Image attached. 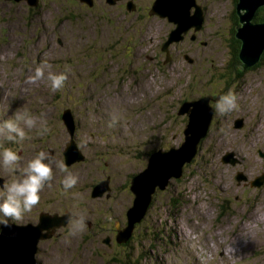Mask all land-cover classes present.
I'll return each instance as SVG.
<instances>
[{"label":"rangeland","instance_id":"374dc122","mask_svg":"<svg viewBox=\"0 0 264 264\" xmlns=\"http://www.w3.org/2000/svg\"><path fill=\"white\" fill-rule=\"evenodd\" d=\"M209 1L206 29L198 33L195 41L180 39L173 50L182 56L164 66L154 65L155 61L147 58L155 50L153 34L147 38L139 34L137 38L132 32L104 29L93 30L84 39L81 33H64L59 29L60 12L54 11L47 0L44 9L29 13L25 3H0V112L5 107L7 115L28 109L37 119V127L43 123L47 129L42 134H37L36 129L26 130L29 139L22 142L21 164L46 145L52 148L61 145L55 156L43 150L53 161H60L59 156L72 140L61 120L65 108L71 109L72 123L75 118L78 126L77 143L68 150L76 155L78 149L84 156L79 164L66 167L78 177L75 187L67 192L59 184L62 174L53 167V178L40 193V207L53 210L73 203L75 211L80 207L94 208L85 217L95 219L102 217L101 211L110 208L114 209L110 217L113 223L123 220L125 210L134 200L131 178L145 169L150 152L178 147L184 141L186 124L179 113L180 102L212 98L210 93L219 86L213 84L222 73L219 65L229 54L224 50L226 39L223 38L227 37L229 22L225 11L230 9V2ZM130 22L128 19L126 25ZM52 27L56 32L53 37ZM113 34L121 48L130 37L138 39L130 61L123 57L121 49L113 51L119 53L115 58L110 56L106 46L114 42ZM58 37L61 44L56 41ZM92 41L98 43L97 50L85 52L77 46ZM188 43L202 53L197 55L196 50H189ZM183 54L194 56L197 63H190ZM89 56L91 62L83 64L78 73L77 61L87 58L85 62H88ZM45 62L51 65L46 72L66 70L67 74L75 68L68 73L61 90L50 91L43 79L29 81L34 67ZM118 66L127 67V73L118 75ZM212 75H217L215 82L205 88L204 80ZM201 84L204 95L199 91ZM229 89L235 90L231 86ZM235 95L234 110L219 114L213 108L210 126L198 145V152L184 166L179 178L169 177L163 189L156 187L142 221L135 226L132 240L126 246L104 242L110 237V229L87 236L86 225L74 234L69 233V228L61 229L63 234L53 240L60 229L56 227L51 237L38 243L36 262L264 264V157L261 154L264 155V66L244 74L240 91ZM212 101L209 98V105ZM239 117L243 118V127L233 125ZM7 146L16 148L12 142H7ZM228 152L234 153L231 159L235 161L224 163L221 159ZM0 176L5 183L10 179L4 169H0ZM261 178L260 186L251 184ZM102 182L108 189H95L96 197L110 194L109 198L91 197L92 187ZM38 205L32 210H37ZM30 213L23 220L32 218ZM38 219L34 213L32 221L37 223Z\"/></svg>","mask_w":264,"mask_h":264},{"label":"flooded vegetation","instance_id":"af4514ba","mask_svg":"<svg viewBox=\"0 0 264 264\" xmlns=\"http://www.w3.org/2000/svg\"><path fill=\"white\" fill-rule=\"evenodd\" d=\"M156 0H47L48 4L51 5L55 10L59 11V16L61 17V23H59V29L64 33H81L83 34L82 37L85 39L86 36L92 34V31L95 30L102 32L104 29H115L117 32H124L129 33L132 32L134 37L138 38V35L142 37H146L149 34L155 35L156 43H155V50L152 53V56H147V58L151 61H155L154 65H165L169 61L174 60L176 57L180 56L178 52L174 51L173 48H177L178 44L177 42L181 40H185L188 38L190 41H195L197 39L198 33L205 30V24H207V11L209 8V0H191L193 3L190 4L188 8V17H191L196 8L199 7V9L202 11V21L197 26V23L195 21L188 20L185 21V27L179 33V39L177 41H171L168 43V40L170 38V34L172 31H174L178 24L175 21H170L168 17L166 16H160L159 13L153 11V4ZM173 2L172 0H170ZM230 2V9L225 11V14L228 16V27H227V37L223 38L226 39L225 43V49L228 50V56L224 60L222 64H220V70H222V73L218 75L219 79L216 80L215 78L217 75L207 76L205 81V88H207L208 85H210L212 82H215L213 85L217 86V89H215L216 92H211L210 95L212 96V102L211 106L215 108V98H217L220 94L226 92V89L233 87L234 93L240 91V85L242 83V79L244 77V74L246 73H252L255 69L260 68L264 66V52L262 53V56L260 58V62L258 65L254 66H248L245 68L241 67V60L239 57V51L241 48V41L236 37V29L240 26L239 23V15L243 13V10L237 9V0H227ZM1 2H10L11 4H27L25 6L26 12H30V10H39L42 9L46 3V0H0ZM44 9V8H43ZM47 9V8H46ZM49 9V8H48ZM47 9V10H48ZM53 11V12H54ZM263 11H264V5L258 7L252 16V23H260L264 21L263 18ZM1 19V16H0ZM131 19L130 24L126 25L127 20ZM45 28V27H44ZM123 29V30H122ZM37 30V29H36ZM110 31L108 30L109 33ZM52 37L54 34H56L54 27H52L51 32ZM150 35V36H151ZM94 37L96 38V33H94ZM113 38L115 39L113 43L107 44V48L110 50V56H114V58L119 55V53L114 54L113 51L115 50H123L124 56H127V60H129V57L131 55V52L136 49V46L138 45V39L135 40L133 37H130V40H127L125 42L126 45L124 47H119L118 40L116 39V36L113 34ZM153 38V37H151ZM181 39V40H180ZM54 40V39H53ZM223 40V41H224ZM56 41L61 44L62 40L61 38H57ZM202 44L206 43L201 42ZM188 49L189 50H196V54L202 53L201 50L196 49L192 46L191 43H188ZM82 47L85 52L97 50L98 43L96 42H87L86 44L79 43L77 46ZM140 45V44H139ZM79 49V48H78ZM130 50V51H129ZM108 51V52H109ZM134 54V53H133ZM237 55V56H236ZM182 56V55H181ZM91 56L88 58V62H85L87 58H81V61H77V67H78V73H81V66L83 64H87L91 62ZM184 59L188 60L190 63H197V60L194 56L183 54ZM113 58V59H114ZM126 60V59H125ZM160 60V61H158ZM130 61V60H129ZM128 61H124V63H127ZM123 63V64H124ZM122 64V65H123ZM213 65V64H212ZM75 68L73 67V70L70 72H73ZM127 67L123 68L121 66H118L116 68V72L121 74L127 73ZM67 72V75L68 73ZM90 74V72L88 73ZM73 79V77H72ZM98 77H95V80H98ZM200 81H202L200 79ZM80 83V82H79ZM78 83V85H80ZM190 89H191V84ZM209 87V86H208ZM204 85L201 84L200 86V93H203L204 95ZM188 95H192L188 91ZM189 98V97H188ZM187 100V99H186ZM186 100H182L183 102ZM193 100V99H191ZM180 102L182 104L183 102ZM181 106V105H180ZM69 109V108H65ZM179 109V108H178ZM71 111V109H70ZM179 111V110H178ZM181 116H183V120L185 117V113H180ZM72 123V132L70 133L67 129L66 124L63 122V125L65 126V129L69 135V140L72 139L74 141V144L76 145V129L78 128L76 124L75 118L73 119ZM233 125L237 127H243L244 121L242 117L236 118L233 121ZM59 146H55V148H52L50 145H46V147L43 148V150H49V153L52 154V156H55V152L58 151ZM160 149V148H158ZM65 150V148H64ZM63 150V154H64ZM23 151L20 152V155L22 156ZM61 154V153H59ZM150 155V154H149ZM60 161H63L66 167H71L79 164V161L73 162L70 165H66L64 155L59 156ZM54 169H53V175H54ZM245 178V177H244ZM4 178L0 176V184L5 183ZM108 189V188H107ZM91 197L95 198H109L110 194L103 195L102 197H96L91 195V191L89 194ZM39 206V205H38ZM44 206V205H43ZM37 207V210H32L30 215V219L23 220L22 223H15V224H26V223H34L33 220V214L37 213L38 218L41 216V214L45 213L51 216H58L60 217L59 220L62 221V218L65 219L64 225L67 226V228L59 227L60 229H54L56 230L55 234L53 235V240L56 238H59L60 235L63 234L61 232V229H64V231H67L69 228L68 225L70 224L69 219V213H75L78 215H83L84 218H87L85 220V225L88 230L87 236L91 233V235H96L98 232H104L105 230H109L110 237L107 236L105 240H107V244L112 243V237H117L118 229H123L126 225V210H125V216H123V220H119L118 223H113L110 220V217L112 216V211L114 209L108 208L106 211L103 210L100 213L102 214V217L95 219L85 217L86 214L90 211H95L94 208H90L89 210L85 207H80V210L75 211L73 209L74 204L68 203L64 204L61 208L49 210L47 207ZM84 206V205H83ZM44 209V210H43ZM39 210V212H38ZM115 220L117 218H114ZM39 220V219H38ZM11 222V221H10ZM13 223V222H12ZM136 226V225H135ZM60 230V231H59ZM58 232L61 233L58 235ZM51 238V239H52ZM39 251V250H38ZM38 264V261H37Z\"/></svg>","mask_w":264,"mask_h":264},{"label":"water","instance_id":"95a60500","mask_svg":"<svg viewBox=\"0 0 264 264\" xmlns=\"http://www.w3.org/2000/svg\"><path fill=\"white\" fill-rule=\"evenodd\" d=\"M172 1L156 0L153 4V11L178 24V27L171 32L168 43L179 39V33L184 29L185 21L192 19L199 24L202 21V13L199 8H196L194 14L188 17V8L193 1ZM263 5L264 0H237V9L244 11L239 15L240 26L235 33L241 41L239 58L242 68L257 63L264 52V21L252 23L254 11ZM209 98L211 99V97ZM209 98L194 99L186 103L184 101L181 104L179 113L188 115V123L183 130L184 141L178 147L172 146L168 149L152 151L145 169L131 178L130 190L134 194V200L133 205L126 211L127 224L123 229H118L116 237L118 243H124L131 236L135 223L140 222L143 218L156 187L163 189L168 184L169 177L179 178L182 175L183 166L194 157L198 145L201 139L206 136L211 123L213 107L211 104L209 105ZM70 113V109L64 110L62 119L71 133L72 117ZM70 142L71 145H67L64 150L67 165L84 160L83 154L78 149H76V155L68 150L75 146L72 140ZM261 154L264 157L263 153ZM233 155V152H228L221 161L224 163L234 162L235 160L231 159ZM242 178L245 179L244 176ZM262 183L263 178L251 182L255 186H260ZM101 184L92 187V196L97 195L98 189L108 188L106 183L102 184L105 187ZM59 218L43 213L37 223L15 224L9 222L7 227L0 226V264H37L35 254L38 251V243L51 237L56 227L64 225L65 219L62 218L61 221ZM104 242L107 244V240Z\"/></svg>","mask_w":264,"mask_h":264},{"label":"clouds","instance_id":"9594fccd","mask_svg":"<svg viewBox=\"0 0 264 264\" xmlns=\"http://www.w3.org/2000/svg\"><path fill=\"white\" fill-rule=\"evenodd\" d=\"M46 69H51V65L46 62L43 66L36 65L32 75L28 77L29 81L35 83L43 79L48 82L50 91L61 90L67 80L66 70L46 72ZM236 107L237 97L231 89L220 94L215 100V109L219 114L230 112ZM37 125V119L28 109L13 111L7 115L5 107L0 112V169L6 170L10 175L8 182L0 184V226H9L10 221L23 222L25 214L38 205L41 191L52 180L53 167L62 174L59 179L62 191L67 192L77 184L78 177L66 168L63 161H53L49 153L43 150L37 151L21 164L22 142L29 139L26 130L36 129L37 134L47 130L43 123H40L39 127ZM7 142L15 143L16 148L7 146ZM69 219L70 234L84 229L83 215L70 212Z\"/></svg>","mask_w":264,"mask_h":264},{"label":"trees","instance_id":"16d2710c","mask_svg":"<svg viewBox=\"0 0 264 264\" xmlns=\"http://www.w3.org/2000/svg\"><path fill=\"white\" fill-rule=\"evenodd\" d=\"M263 15H264V11H263ZM263 18H264V16H263ZM239 23H240V21H239ZM236 56H237V55H236ZM238 58H239V57H238ZM259 62H260V61H259ZM259 62L253 64L252 66H254V65H258ZM64 110H65V109H63V111H62V113H61V120H62V122H64L63 119H62V115H63ZM184 123H185V124L188 123V115H187V117L184 118ZM185 126H186V125H185ZM198 147H199V146H198ZM196 151L198 152V148H197ZM197 152H196V153H197ZM150 153H151V152H150ZM63 155H64V154H63ZM64 159H65V155H64ZM65 163H66V161H65ZM66 165H67V164H66ZM186 165H187V163H186L184 166H186ZM67 166H68V165H67ZM184 166H183V168H184ZM91 191H92V190H91ZM220 207H221V210H223L224 206L221 205ZM221 212H222V211H221ZM141 221H142V220H141ZM141 221H140V222H141ZM140 222H136L135 225L138 226V225L140 224ZM126 224H127V216H126ZM133 233H134V230H133L131 236H130V237L127 239V241H125L124 243H118L117 240H116V236H115L113 242H115V243H117V244H125V246H126V245L132 240ZM110 244H111V243H110Z\"/></svg>","mask_w":264,"mask_h":264}]
</instances>
